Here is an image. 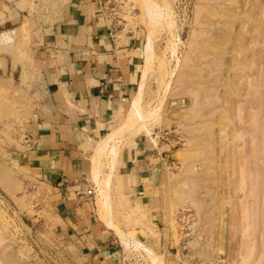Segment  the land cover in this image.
<instances>
[{"label": "rangeland", "instance_id": "obj_1", "mask_svg": "<svg viewBox=\"0 0 264 264\" xmlns=\"http://www.w3.org/2000/svg\"><path fill=\"white\" fill-rule=\"evenodd\" d=\"M149 1L172 19L171 33L163 28L154 37L149 65L143 61L141 111H155L134 132L163 156L154 212L142 214L121 192L115 197L116 164L106 149L101 176L111 173V224L92 175L98 218L115 239L141 240L171 263L264 264V0ZM97 3L113 33L147 34L143 0ZM26 33L0 32V164L17 180L11 194L0 188V264H106L73 250L49 196L7 165L40 98ZM121 243L110 264H146L140 250L131 255Z\"/></svg>", "mask_w": 264, "mask_h": 264}, {"label": "crops", "instance_id": "obj_2", "mask_svg": "<svg viewBox=\"0 0 264 264\" xmlns=\"http://www.w3.org/2000/svg\"><path fill=\"white\" fill-rule=\"evenodd\" d=\"M24 27L40 98L23 141L7 152V165L49 196L73 250L92 262L113 263L115 244L124 247L95 210L94 150L138 90L146 34L113 33L97 0H0V32ZM123 139L112 170L115 197L123 193L147 215L154 212L163 156L142 134ZM142 235L153 237L148 230ZM163 264L176 263L163 256Z\"/></svg>", "mask_w": 264, "mask_h": 264}, {"label": "bare ground", "instance_id": "obj_3", "mask_svg": "<svg viewBox=\"0 0 264 264\" xmlns=\"http://www.w3.org/2000/svg\"><path fill=\"white\" fill-rule=\"evenodd\" d=\"M142 4L144 5V6L142 5L144 7L143 15L145 16L146 18L145 22L148 25V32L145 36V42H144V46H145L144 47L145 48L144 49V62L146 61V63H148L149 65V62L152 59V54H153L154 37L163 28L168 29V31L171 33L172 19H171L169 11L167 10L164 11V9H162L161 6L151 3L149 0H143ZM172 46L174 47V45ZM141 90L142 88H140L139 86L138 90L135 92L132 98L130 106L127 109L126 115L123 117L122 120L118 122L117 125L110 128V130L105 134L104 138L99 141V144L94 150L95 155H94V167H93L92 175H93L94 180H96L97 183L99 184L100 191L102 194L101 197L104 196L103 199L100 198L101 200L100 208L103 213V216L105 217V222L109 225L111 224V216H110L111 206L110 204L107 203L105 197L107 196L106 183L110 180L111 173L105 170L104 171L105 175L101 176V173L103 172L102 171L103 162L100 156L107 149V152L110 155L111 161H114L115 164H117V161L115 158L117 155V151H118L117 150V147H118L117 140H119L120 142L121 140L120 138L126 137L127 134H130L131 136L135 135L134 132L138 131L135 128L136 127L139 128L140 126H145L144 120L150 118L153 115L155 110L149 109L148 111H145V112L141 111L142 99H143ZM147 131L150 132V129H147ZM150 138H151V141L153 142L154 138L152 136H150ZM13 177L14 176H12V172L7 167L2 166L0 164V188L6 193L10 192L9 189H11L10 188L11 186H16L15 181L17 182V180H14L15 178ZM136 207L138 208V210H140V212L142 211L141 208H139L137 205ZM168 219L169 218L167 217V215L164 214V220L167 221ZM163 234H165L164 231H163ZM119 236H120L121 241L125 244L129 254L132 255V252H134V250H140L141 252L140 254H142L143 256L137 255L139 260L141 257H143L146 264H163V260L160 257V255L156 253L153 249L142 244L139 240L134 239V238H129L123 233H119ZM129 249L131 253L129 252Z\"/></svg>", "mask_w": 264, "mask_h": 264}]
</instances>
